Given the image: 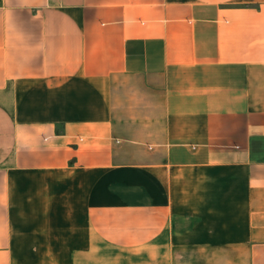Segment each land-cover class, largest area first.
<instances>
[{
    "label": "crops",
    "instance_id": "obj_1",
    "mask_svg": "<svg viewBox=\"0 0 264 264\" xmlns=\"http://www.w3.org/2000/svg\"><path fill=\"white\" fill-rule=\"evenodd\" d=\"M0 264H264V0H0Z\"/></svg>",
    "mask_w": 264,
    "mask_h": 264
}]
</instances>
